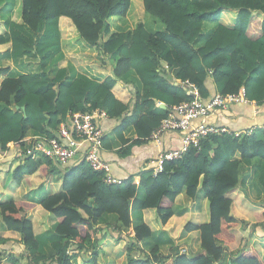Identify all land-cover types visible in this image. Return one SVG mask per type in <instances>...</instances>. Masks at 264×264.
I'll return each mask as SVG.
<instances>
[{
	"label": "trees",
	"instance_id": "16d2710c",
	"mask_svg": "<svg viewBox=\"0 0 264 264\" xmlns=\"http://www.w3.org/2000/svg\"><path fill=\"white\" fill-rule=\"evenodd\" d=\"M0 8L10 11L0 18V55L8 53L0 67V154L10 145L24 148L22 141L28 137H53L71 114L94 109L105 110L111 119L125 116L117 129L122 141L121 134L133 127L137 142H143L175 106L193 99L182 83L197 87L207 100L206 83L212 78L219 94L244 88L249 100L264 103V0H0ZM135 10L139 20L131 29L112 32V17L127 20ZM145 15L155 18L153 26L160 21L162 29L150 30ZM208 25L215 28L208 30ZM65 40L108 58L112 75L100 81L79 74L74 80L70 73L75 65L89 57L66 56ZM22 58L37 60L41 70L15 76L4 64ZM172 70L179 72L182 83L168 80ZM129 74L137 76L145 90L132 111L133 96L122 100L114 93ZM155 99L167 104L165 115L158 114ZM260 134L264 131L257 129L247 139L209 136L200 148L167 163L158 176L144 173L122 185H107L103 173L84 161L62 177L61 192L35 202L13 193L23 182L38 188L57 175L58 168L43 157L15 158L7 190L0 187V217L6 226L0 244L21 243L24 253L7 261L0 253V264H100L106 255L126 256L125 264H264V250L255 246L260 244L249 245L256 229L264 227V206L239 189L241 166L254 159L264 162ZM139 190L146 196L142 212L147 217L135 224L132 203ZM199 191L209 203V222L177 217V197L194 200ZM107 215L116 217V225L95 229ZM51 218L56 220L53 230ZM158 226L172 239L198 232L200 252L190 257L187 246L174 247L171 263L160 245L145 252L141 243L150 240ZM103 230L118 234L111 237L118 245L112 252L100 246L105 238L100 240L98 233ZM45 232H51L50 258L38 239Z\"/></svg>",
	"mask_w": 264,
	"mask_h": 264
},
{
	"label": "crops",
	"instance_id": "0c3cea01",
	"mask_svg": "<svg viewBox=\"0 0 264 264\" xmlns=\"http://www.w3.org/2000/svg\"><path fill=\"white\" fill-rule=\"evenodd\" d=\"M150 26L152 29H156V30L162 29V26L160 24H155L154 26L153 24H151ZM131 28L132 26L129 27L128 24H125L123 30L121 31ZM214 28H215L214 25L207 26L208 30H212ZM112 32H116V31H112ZM63 42L67 48L66 56L74 55V54L76 55L83 54L89 57L85 63H82L80 65H75V69H73L72 72L70 73V76H72L74 80L77 78L79 74H84V75L91 74L92 76H96L97 78H100L101 79L100 81H104L107 77L112 75L113 68L108 58L103 56H98V52L95 49L83 46L81 51L80 46H76L74 41L66 42L65 40ZM5 54L3 53L2 55H0V67L2 65V60H3L2 58H4L3 56ZM4 64L11 66L13 74H16L18 72L21 74L30 73L26 70L30 68L33 69V67H38L37 60L35 59L30 60L28 58H22L19 60L11 59L10 62L8 61L5 62ZM167 77L171 83H175V84L182 83L180 74L177 70H172L169 75L167 74ZM2 80L3 79H0V82ZM182 84L183 86H185L187 90L186 84L185 83ZM206 87L210 93V98H208L207 100L206 99H202V100L208 102L219 93L212 78L207 80ZM241 90H245V89L242 88ZM114 93L122 100H126L123 96L129 97L132 95L133 104L130 108V110L132 111L134 104L137 100V95L143 97L145 95V90L139 78L134 74H129L123 79V81L118 82V84L114 87ZM249 101H251V103L231 104L228 107V109L225 110L215 109L210 113L208 118L197 121L195 122V124L205 123V124H212L217 127H225L232 132L231 136H233L234 138H237L234 136L235 132H246L250 130L253 131L257 130L264 125V103H258L257 101H252V100ZM155 102L157 105L158 114L165 115L164 111L168 110L167 104L157 99H155ZM124 118L125 116L122 117L121 119L107 118L100 121V126L104 130L106 136L104 140V148L100 153L101 160L110 165L112 175L115 178L123 181V183L130 178H134L135 180H138L140 176H142L144 173H152L153 175L152 165H151L152 160H155L157 156L162 152H168V151L180 149L184 137V132L168 131L162 135L159 142L154 141L151 138L143 142H137L138 135L135 129L131 127L128 131L123 132L121 134L125 142H127L125 143L124 140L122 141V139L117 133V129L122 125ZM68 121L69 118L66 122ZM59 129L57 132L53 133V137L59 138ZM258 137H260V139H264V136L262 134L258 135ZM243 138L247 139L249 137L245 136L237 139H243ZM25 146L26 144L24 143V147ZM87 149L88 146L86 144H83L79 149V151L77 152V155L74 156V158H72L65 165H62L54 161L58 168L57 175H50V177L36 189H30L26 184V182H23L20 190L17 191V193L16 192L13 193L14 196L16 195L17 198L20 199L26 198L30 201L35 202L41 200L42 198L47 196V194H54L61 192L63 187L62 177L67 173V171L80 165L82 162L85 161V154ZM17 153L18 151L16 146L10 145L9 150L7 152L0 154V187H2L1 190L3 191H6L9 186L10 177L9 175L7 177V174H9L8 172L10 171L12 161L15 159ZM251 163L246 165L244 164L241 166L239 172L240 173L239 187H243L246 189V192L248 193L246 194L247 196L249 195L248 198L250 197L249 199L253 203L255 204L261 203L264 206V193L262 192L263 196L257 195L256 192L258 190L254 189L253 186V182H264L263 174L260 172V170L264 169V165L259 164L258 165L259 167L257 169H252ZM4 179L5 181L3 182ZM145 197L146 196L144 191L139 190L137 199L134 200L132 203L133 220L135 224L141 223L147 217L146 213L142 212V203ZM174 211L177 217L190 216L194 221L200 224L208 223L210 220L209 203L205 194L202 191L198 192V195L194 200H190L186 198L184 195L178 196L175 202ZM116 223L117 221L115 216L107 215L102 220L99 221L95 229L100 230L102 228H105L106 226H115ZM55 225H56V220L54 218H51L49 230L50 229L53 230ZM5 232H6V226L4 225L0 217V234ZM126 234L127 233H124V235ZM49 235H51V232L42 233L38 235V239L41 242L42 252L50 258L52 256L50 249L52 241L49 239ZM133 235L134 234L131 233V236ZM102 236L105 239L102 243H100V246L104 247L107 252H112V248L114 249L117 248L118 245L115 246L114 240L111 238V237H117L118 236L117 233H114L111 230L108 231L103 230V232L98 233V238L101 240ZM249 242L247 243L249 245H254L255 242H258L260 245H255V246L260 247L261 249L264 250V227H258L254 234V240L253 239L249 240ZM156 245L161 246L162 248L161 252L164 254V256L170 258L168 263H171L173 259L172 248L174 247L180 248L181 246L185 245L187 246L185 248L188 249L189 254L190 253L198 254L201 249L200 234L198 232H193L189 234L181 233L177 239H172L169 237L168 233L164 229L158 226L154 231L153 237L150 240L141 243V247L142 250L149 253L151 248L155 247ZM0 253L2 256H4L5 261H7L6 258L8 256H12V255L19 258L24 253V246L21 243L9 241L6 244H0ZM125 263H126V256H123L121 259H116L113 256L106 255L103 256V258L100 260V264H125ZM20 264H27V262L26 260H20Z\"/></svg>",
	"mask_w": 264,
	"mask_h": 264
},
{
	"label": "built area",
	"instance_id": "2783aa9c",
	"mask_svg": "<svg viewBox=\"0 0 264 264\" xmlns=\"http://www.w3.org/2000/svg\"><path fill=\"white\" fill-rule=\"evenodd\" d=\"M188 86L189 93L193 97L190 102L175 106L170 115L165 118L161 125L153 132L151 139L159 142L162 135L168 131L184 132L181 148L178 150L162 152L155 160H152V172L157 176L165 171L167 163L182 159L191 149L200 148L201 142L209 136L229 134L232 132L225 127H217L212 124L195 122L208 118L215 109H228L231 104L251 103L248 100L245 90L237 94H217L208 102L202 100L197 87ZM105 110L94 109L85 113H74L69 117L68 122L61 124L58 137L32 136L22 142L24 148H17L15 158L34 159L47 158L62 165L67 164L83 144L88 146L85 154V162L96 172L103 173L104 182L107 185H122L123 181L112 175L110 165L103 162L100 153L104 148L105 133L100 126V121L107 119ZM259 129L264 131V125ZM253 130L246 132H235L234 136L251 137ZM15 146V145H14Z\"/></svg>",
	"mask_w": 264,
	"mask_h": 264
},
{
	"label": "rangeland",
	"instance_id": "374dc122",
	"mask_svg": "<svg viewBox=\"0 0 264 264\" xmlns=\"http://www.w3.org/2000/svg\"><path fill=\"white\" fill-rule=\"evenodd\" d=\"M9 9H6V10H2V8H0V18H4V17H7V16H10V14H9ZM146 16V19H145V22L146 23H148V28L150 29V30H153V29H151V22L152 21H155L154 19L155 18H153V17H151V16H149V15H145ZM139 20V15H138V13H137V11L135 10V11H133L130 15H129V17L127 18V20L125 21V20H123L121 17H112L110 20H109V23L111 24V27H112V31H121V30H123V28H124V25L125 24H128V26L129 27H131L132 25H133V23L134 22H137ZM123 21V22H122ZM125 21V22H124ZM160 22V21H159ZM159 22H157L158 24H161V23H159ZM119 25V26H118ZM121 25H123V26H121ZM73 40H75V41H78V40H80V39H78V38H74ZM28 59H30L31 60V58H28ZM32 65V64H31ZM39 69L41 70V68H39V65H38V67H33V69L32 68H30V69H28V70H26V71H28V72H30V73H33V72H38L39 71ZM21 73H16V74H14L15 76H18V75H20ZM252 169H257L259 166V164H263L264 165V163L263 162H261L260 160H258V159H254L253 161H252ZM260 172L263 174V177H264V169L263 170H260ZM11 180V179H10ZM9 180V181H10ZM253 186H254V189H256V190H258L256 193H257V195H262L263 196V194H262V192L264 193V182H253ZM240 190H242V191H245V193H247L246 192V189L245 188H243V187H240L239 188ZM255 192V191H254ZM248 194V193H247ZM249 196V195H248ZM250 198V197H249ZM190 255V257H193L194 255H195V253H190L189 254ZM225 264H227V263H225Z\"/></svg>",
	"mask_w": 264,
	"mask_h": 264
},
{
	"label": "water",
	"instance_id": "95a60500",
	"mask_svg": "<svg viewBox=\"0 0 264 264\" xmlns=\"http://www.w3.org/2000/svg\"><path fill=\"white\" fill-rule=\"evenodd\" d=\"M16 109L17 110H19V107H16ZM22 111H25V108H22ZM26 116V115H25ZM86 205H89L90 207H91V205L90 204H88V203H85Z\"/></svg>",
	"mask_w": 264,
	"mask_h": 264
}]
</instances>
